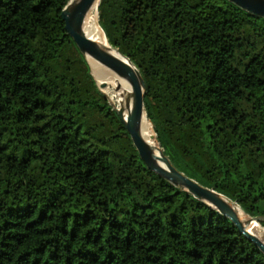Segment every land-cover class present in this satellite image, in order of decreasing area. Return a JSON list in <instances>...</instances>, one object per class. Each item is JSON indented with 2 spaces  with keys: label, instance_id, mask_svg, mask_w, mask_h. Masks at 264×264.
<instances>
[{
  "label": "trees",
  "instance_id": "trees-1",
  "mask_svg": "<svg viewBox=\"0 0 264 264\" xmlns=\"http://www.w3.org/2000/svg\"><path fill=\"white\" fill-rule=\"evenodd\" d=\"M68 2L0 0V264H264L145 165L64 28ZM97 17L171 164L264 217V17L230 0H99Z\"/></svg>",
  "mask_w": 264,
  "mask_h": 264
},
{
  "label": "water",
  "instance_id": "water-1",
  "mask_svg": "<svg viewBox=\"0 0 264 264\" xmlns=\"http://www.w3.org/2000/svg\"><path fill=\"white\" fill-rule=\"evenodd\" d=\"M94 1L95 0H69L60 13L64 21V28L72 37L80 52L85 56L87 62V55H90L97 61L101 62L104 66L114 71L116 74L127 78L131 83V106L126 116H123V108H118L116 105L111 102L110 103L115 107L117 114L128 132L133 145L137 149L140 158L143 160L145 165L156 174L169 180L174 185L183 188L191 193L195 198L203 201L210 207L215 208L224 216L228 217L236 226L238 231L264 253V241L260 240L257 236L248 231V224L252 220L259 223V221L263 220L264 217L249 216V218L244 221L240 220L236 212L223 197L232 202L230 199L212 188L199 184L194 179L177 170L171 164L167 156L164 155L160 146L159 155H155L142 139L140 129L143 116L146 114L144 108V79L139 70L126 55L122 54L118 49L112 47L110 44L109 46L111 47H106L105 45L96 43L83 32L82 22L84 16ZM230 1L254 15L264 17V0ZM114 49L117 50V53L113 51ZM93 78L95 79L94 76ZM95 81L98 88L103 92L102 88L106 83L104 81L98 83L96 79Z\"/></svg>",
  "mask_w": 264,
  "mask_h": 264
},
{
  "label": "bare ground",
  "instance_id": "bare-ground-1",
  "mask_svg": "<svg viewBox=\"0 0 264 264\" xmlns=\"http://www.w3.org/2000/svg\"><path fill=\"white\" fill-rule=\"evenodd\" d=\"M97 3L98 0H95L92 6L87 10L82 22V30L86 36L90 37L96 43L111 47L97 21ZM113 51L117 53V50L114 49ZM87 59L90 65V70L97 82L100 83L104 81L106 83L102 90H105L110 94L111 98L115 100L118 108H123V116H126L131 106L132 87L129 80L116 74L90 55H87ZM140 132L142 139L150 147L152 152L155 155H159V146H157L154 141L155 137L151 130V123L148 121L146 114L143 116ZM223 198L236 212L240 220L244 221L249 218V216L246 215L236 203L228 201L225 197ZM248 231L264 241L263 233L257 221L252 220L248 224Z\"/></svg>",
  "mask_w": 264,
  "mask_h": 264
},
{
  "label": "rangeland",
  "instance_id": "rangeland-1",
  "mask_svg": "<svg viewBox=\"0 0 264 264\" xmlns=\"http://www.w3.org/2000/svg\"><path fill=\"white\" fill-rule=\"evenodd\" d=\"M97 21H98V17H97ZM103 92L106 94V96L108 97V99H109V101L112 103V104H114V105H116V102H115V100H113V98H111V96H110V94L108 93V92H106L105 90H103ZM151 130H152V133L154 134V136H155V132H154V130H153V126H152V124H151ZM154 141L156 142V144H157V146H159V143L156 141V138L154 139ZM261 227V226H260ZM261 229L264 231V229L261 227Z\"/></svg>",
  "mask_w": 264,
  "mask_h": 264
}]
</instances>
